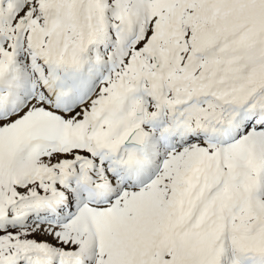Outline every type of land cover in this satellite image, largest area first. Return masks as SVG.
I'll return each instance as SVG.
<instances>
[{"label": "snow or ice", "instance_id": "6c2138e0", "mask_svg": "<svg viewBox=\"0 0 264 264\" xmlns=\"http://www.w3.org/2000/svg\"><path fill=\"white\" fill-rule=\"evenodd\" d=\"M0 264H264V0H0Z\"/></svg>", "mask_w": 264, "mask_h": 264}]
</instances>
